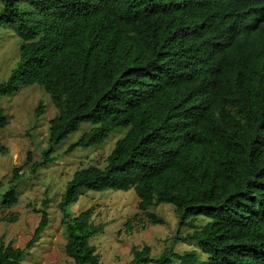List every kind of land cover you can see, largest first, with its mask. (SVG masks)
I'll list each match as a JSON object with an SVG mask.
<instances>
[{"label": "trees", "instance_id": "1", "mask_svg": "<svg viewBox=\"0 0 264 264\" xmlns=\"http://www.w3.org/2000/svg\"><path fill=\"white\" fill-rule=\"evenodd\" d=\"M256 2L0 0V26L21 39L0 98L38 85L57 111L40 159L27 155L30 173L53 163L72 134L83 133L68 154L126 130L104 166L74 173L59 203L74 264H100L91 240L106 224L93 221V207L73 216L70 206L85 191L110 189L138 196L127 231L139 214L165 224L155 212L162 204L178 216L169 246L157 256L134 246L130 264H264V19L257 23ZM45 109L40 101L36 116ZM8 125L0 105V130ZM23 168L0 183L6 208L19 203ZM49 203L25 248L0 243V264H24L49 225ZM183 241L195 248L176 250Z\"/></svg>", "mask_w": 264, "mask_h": 264}, {"label": "rangeland", "instance_id": "2", "mask_svg": "<svg viewBox=\"0 0 264 264\" xmlns=\"http://www.w3.org/2000/svg\"><path fill=\"white\" fill-rule=\"evenodd\" d=\"M5 29L7 28L0 26V84L7 81L16 68L21 43V39L12 30ZM40 101L45 104L46 109L38 118L35 112ZM0 105L9 116V125L0 130V141L9 149L8 154L0 153V183L5 187L9 184L16 166L24 167L21 173L25 175L19 188V203L12 208L0 204V243L13 242L15 247L25 248L41 220L39 210L42 209L43 200L48 198L49 225L40 240L28 250V255L22 262L74 264L73 259L65 252L67 237L59 203L74 173L90 164L104 166L116 141L125 135L126 130H116L102 146L78 148L68 154L66 151L69 146L83 133L80 131L72 134L56 147L55 161L41 167L37 175H32L29 167L24 166L27 155L33 152L35 159H40L41 151L48 143V122L57 111L50 97L38 85L23 86L13 96L1 97ZM88 128L85 125L83 130ZM138 200L134 189L85 191L79 201L70 206L73 216L93 207V221L96 224H106L104 232L91 240L101 257L100 264H130L134 246L143 248L144 245H149L152 255L157 256L176 236L179 220L169 204L155 208V212L166 220L165 224L153 225L145 215L139 214L134 222V229L127 231V221L140 212ZM14 217L16 219L12 220ZM192 248L195 246L184 241L175 246L176 250Z\"/></svg>", "mask_w": 264, "mask_h": 264}, {"label": "clouds", "instance_id": "3", "mask_svg": "<svg viewBox=\"0 0 264 264\" xmlns=\"http://www.w3.org/2000/svg\"><path fill=\"white\" fill-rule=\"evenodd\" d=\"M253 1V0H251ZM256 2V7L252 9V12L254 13L255 16L259 17V20L257 23L261 24L260 19H264V0H255ZM264 25V24H261Z\"/></svg>", "mask_w": 264, "mask_h": 264}]
</instances>
